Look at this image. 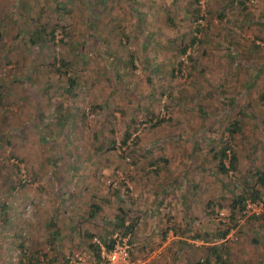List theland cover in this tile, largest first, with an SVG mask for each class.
Listing matches in <instances>:
<instances>
[{
	"label": "rangeland",
	"instance_id": "1",
	"mask_svg": "<svg viewBox=\"0 0 264 264\" xmlns=\"http://www.w3.org/2000/svg\"><path fill=\"white\" fill-rule=\"evenodd\" d=\"M0 32V264L62 263L125 222L133 259L264 264V219L230 206L251 185L264 215V0H0Z\"/></svg>",
	"mask_w": 264,
	"mask_h": 264
},
{
	"label": "trees",
	"instance_id": "2",
	"mask_svg": "<svg viewBox=\"0 0 264 264\" xmlns=\"http://www.w3.org/2000/svg\"><path fill=\"white\" fill-rule=\"evenodd\" d=\"M56 28H57V26H55V25H53L52 27H47V25H45V24L43 25L41 23H38V24H36V28H35L36 32H33V29H32V31L29 32L30 36L34 37L33 39L29 38V40H31L32 42H35V44H37V43H40V44L41 43H51L52 45H54L55 38H56L54 34L56 31ZM0 34H1V32H0ZM195 41H196V38H193L191 40V43H194ZM187 47L188 46H184V49L182 50V52H185ZM133 60L134 59L131 58L130 64H129V68H131V71L134 69V64H133L134 61ZM61 64H64V63L61 62ZM68 80H69L68 82H69L70 88L75 85L74 79H68ZM262 98H263V96H262ZM0 99H2L1 94H0ZM152 120H153V116L149 122H152ZM134 130L135 129H132L130 132L124 134V136L122 138V144L123 145L131 144L130 142L132 140L134 142L137 141V139H138L137 137L132 138V132ZM239 130H240V127H239L238 122L236 121L233 124H231V126L227 127V129H226V131L228 132V136H229L228 140H221L219 147H217L216 149H213V148L210 149L209 153L213 156V158L217 162L216 166H217L218 170L221 172H227L226 166L224 164V162L226 160H229L230 169L233 171L236 170L237 156H236V153L234 152V149L231 146V142ZM134 142L132 144H135ZM161 162L168 164V161L164 160V159H162ZM155 164L158 165L157 162ZM155 168L157 169V166ZM255 177H256L255 178L256 179L255 184H257L258 187H260V188H264V169L257 171ZM253 187L254 186L251 187V185H250V186H248V189H247L248 191H243L241 194L234 196V198L231 201V205H230L231 210H233V212H235L236 210H240V211H242V214L245 216L247 203L248 202L256 203L258 201V199L260 198V193L257 189H253ZM115 192H118V191L116 190ZM96 209H98L97 206L94 208L91 207L90 215H93L95 213ZM120 218H122V217H120ZM250 218L255 219V220L264 219V215L263 214H259V215L258 214H252V216ZM120 224H118L117 226L123 227V221H121ZM124 225L125 226L123 228V232H121V233H123V235L127 234V232L129 233L133 229V225L129 226V225H127L126 222L124 223ZM117 231H119V230H117ZM115 233H117V232H115ZM115 233H113V234H115ZM227 234H228V229H226L221 234L222 239H224L227 236ZM56 235H58V231L55 232L52 236H56ZM87 236H90V234L88 233ZM90 239L92 240L91 236H90ZM111 243H105L106 247L110 248ZM89 252H91L97 256L98 249H97L96 244L91 243ZM213 252L215 253L216 249H213ZM214 255L218 257L217 253H215ZM219 258L220 257L216 258L215 261L217 262V260H218V262H219V260H220ZM209 261L210 260H208L206 263H208ZM53 262H54V264H56L57 261L54 260ZM66 263H67V260L65 258H63L62 263H60L58 261L57 264H66Z\"/></svg>",
	"mask_w": 264,
	"mask_h": 264
},
{
	"label": "built area",
	"instance_id": "3",
	"mask_svg": "<svg viewBox=\"0 0 264 264\" xmlns=\"http://www.w3.org/2000/svg\"><path fill=\"white\" fill-rule=\"evenodd\" d=\"M261 208L259 201L248 202L246 205V211H252L255 214H258ZM129 239L130 232L125 235L117 232L111 240L107 241V243L112 242L111 247L107 248L105 243L94 238L93 243L98 249L97 256L88 251L77 252L66 259V264H153L152 259H133Z\"/></svg>",
	"mask_w": 264,
	"mask_h": 264
},
{
	"label": "crops",
	"instance_id": "4",
	"mask_svg": "<svg viewBox=\"0 0 264 264\" xmlns=\"http://www.w3.org/2000/svg\"><path fill=\"white\" fill-rule=\"evenodd\" d=\"M86 231H88V230H86ZM87 234H88V233H87ZM144 235H145V234H144ZM144 235H142V238L139 239V241H137V240H136V241H137V242H144V239H143V236H144ZM81 238H83V240H85V241L87 240V239H86L87 237H86V232H85V231L82 232V234H81ZM132 238H133V237H132ZM181 244H182V243H181ZM89 251H90V250H89ZM132 256H133V255H132Z\"/></svg>",
	"mask_w": 264,
	"mask_h": 264
}]
</instances>
